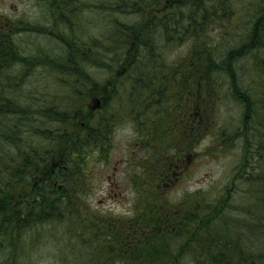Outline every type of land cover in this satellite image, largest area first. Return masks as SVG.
<instances>
[{
    "label": "trees",
    "instance_id": "16d2710c",
    "mask_svg": "<svg viewBox=\"0 0 264 264\" xmlns=\"http://www.w3.org/2000/svg\"><path fill=\"white\" fill-rule=\"evenodd\" d=\"M181 1H93L95 7L139 15L118 21L122 25L106 36L107 60L94 53L92 42L100 44L99 38L85 43L82 31L67 36L61 27L72 30L84 18L78 10L93 7L91 0H33L48 23L42 13L36 22L0 13V264H35L33 253L49 224H64L67 239L60 237L72 249L79 246L75 227L85 225L81 249L84 254L89 248L93 264H264V0L245 6L239 0H183L185 20L179 18ZM31 30L57 38L60 56L29 53L16 35ZM185 42L190 47L184 60L168 61L164 52ZM138 56L146 63H138ZM36 65L69 80L62 84L69 102L29 85ZM103 65L122 70L116 77L127 75L128 84L120 89L110 80L113 74L99 79L89 70ZM226 95L243 103L244 113L233 131L219 127L217 140L224 146L244 141L250 167L245 179L255 185L256 207L210 232L211 217L222 219L231 192L215 202L204 196L175 202L161 187L210 133ZM90 97L104 102L97 113L82 108ZM125 121L138 134L126 159L140 203L129 220L89 201L96 168L107 164L116 127ZM231 222H241L238 236H228ZM248 234L250 243L241 246L237 241ZM173 240L177 248L169 245Z\"/></svg>",
    "mask_w": 264,
    "mask_h": 264
},
{
    "label": "rangeland",
    "instance_id": "374dc122",
    "mask_svg": "<svg viewBox=\"0 0 264 264\" xmlns=\"http://www.w3.org/2000/svg\"><path fill=\"white\" fill-rule=\"evenodd\" d=\"M93 1L99 2L100 0H91V6L93 7H84L78 10V14L84 15V18L76 21L72 30V25H68L70 31L64 25H61V27L66 32L67 36L82 31L84 33L82 35L86 38L85 43L90 44L93 40L99 38L100 44L96 45L95 42H92L94 45V53L106 57L107 60L110 59L111 56L110 52H104L108 47L107 44L110 43L106 36L109 35L111 31L117 29L118 25H122L118 21H125L126 23L133 22L139 20V15L125 14L117 11L113 12L102 9L101 7H95ZM241 1L242 0H239L241 6L250 3V0H243L242 3ZM185 3V1H181L180 6L182 9L179 15V18L184 17V20L186 14L189 13L188 6L183 5ZM172 10H175V7H173ZM172 10H169V12ZM75 12L77 13V10ZM0 13L14 20L22 16L25 21L28 20L29 22L43 20L40 17L41 13L45 16L47 23L50 19L47 13H43L41 6H35L33 0H0ZM157 15L160 16V13H157ZM241 15H243V13ZM75 20L78 19L76 18ZM132 25H136V23ZM50 31H53L55 36L58 35L55 30L51 29ZM213 32L216 33L215 39H218L217 36L220 34H217L218 28ZM16 38L23 44L29 53H44L52 60L60 56L57 53L61 48L60 41L48 31L38 33L31 30L16 35ZM156 38L160 41L163 39L162 30L158 29ZM174 45L175 46H172L173 48L171 47L172 49L170 48L164 52L166 59L174 62L178 57V61H183L184 57L182 55L188 50L190 43H174ZM138 58L142 60L138 63H146V57L138 56ZM244 60L245 58H242L240 62L243 61L244 63ZM248 60L247 58L245 61L248 63ZM249 64H252V60ZM239 65L242 66L240 63ZM89 70L99 79L113 74L110 80H115V83L121 85L119 87L120 89L124 88L129 82L127 75L120 78L116 77V74L119 75L122 72L120 69H115L114 72H110V69L103 65L90 68ZM58 74L59 73L55 71L51 72L50 68L47 66L36 65L29 78V85H38L41 89H47L48 91L53 90L57 100L69 102L71 98L66 93L69 89L63 87V85H69V80L66 82L60 81L58 79ZM221 86L224 91L226 86H223V84H221ZM96 99H92V97L88 98L87 102L82 105V108L88 112L97 113L103 107L104 102L103 100L101 101V99L100 102H98ZM138 99L141 101L140 95ZM203 101L202 106L205 112L206 107L204 104L206 103L204 97ZM222 101L218 103V107L215 106L217 108L213 115L215 122L209 125L211 126L210 133L204 136L202 140L195 145V149L191 152L187 161H185L186 165L182 166L181 169H177L176 172H173L170 180L166 182L167 184L161 187L163 194L175 202H181L185 197L192 199L197 196H204L207 201L215 202L218 197L222 196L224 199L225 196L231 192L232 194L229 200L222 203L225 209V214L222 219L217 220V217H211L212 228H210V232L217 229L221 224L226 226V224L231 221V216H244L246 215L245 213L249 211L250 207H256L255 185L254 183H248V180L245 179V174L250 167L248 166L249 160L245 161L243 159L244 157L248 158L249 155V150L244 146V141L239 137L233 146H224L218 143L217 140L220 136L217 130L219 127H226L227 130L231 132L241 126L240 119L244 113V106L243 103L241 104L237 99H233L229 95H226ZM70 104H72V102ZM73 130H75L74 127ZM134 131L133 123L129 121H125V123H121L116 127L114 147L109 151L110 157L107 164H98V168L96 169L100 171L94 179L95 194L89 197V201L93 206L95 203H100V207L111 212V215L122 216L124 220L131 219L134 216V208L140 204L139 200H137V198H139L137 189L132 185V180L129 175L126 174L128 171L127 167L130 166V162L128 164V161H126L129 148L132 141L138 139V134ZM178 157L183 158V156L180 155H178ZM248 179L250 180V178ZM243 220L245 221L246 217L241 218V222ZM240 223H234V225L232 222L230 223L231 230H229L228 236L234 234L236 236L239 235L241 231ZM81 229L84 230L85 225L82 227L79 225L75 227V233H77L76 235L78 237L76 239H79V246L72 249L69 245L65 244V241H62V238L67 239L64 234V232H66L64 224L46 225L38 250L33 253L35 264H64L63 262H66V260L69 261L67 262L68 264H80L82 262L84 264H93L90 261L91 255L87 254V252L91 254L89 248L85 250L84 254L83 249H81L82 244H84L82 236L79 233ZM204 233L206 237L209 235L207 232ZM198 235L201 237V234ZM250 236L249 234L245 238L241 236L237 242H239L241 246H246L250 243L247 239ZM177 240L171 241L169 245H175V248H177ZM73 241L75 242V240ZM211 249L212 251L214 250L213 247Z\"/></svg>",
    "mask_w": 264,
    "mask_h": 264
}]
</instances>
